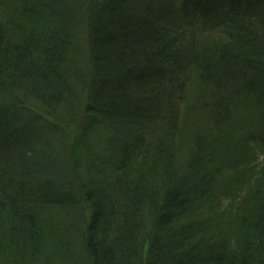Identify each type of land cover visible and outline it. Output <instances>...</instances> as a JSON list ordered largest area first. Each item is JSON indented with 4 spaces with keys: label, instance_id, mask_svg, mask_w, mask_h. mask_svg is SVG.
I'll list each match as a JSON object with an SVG mask.
<instances>
[{
    "label": "trees",
    "instance_id": "16d2710c",
    "mask_svg": "<svg viewBox=\"0 0 264 264\" xmlns=\"http://www.w3.org/2000/svg\"><path fill=\"white\" fill-rule=\"evenodd\" d=\"M240 92L264 139V0L0 3V264H264V148L221 136ZM55 161L81 202L20 188Z\"/></svg>",
    "mask_w": 264,
    "mask_h": 264
},
{
    "label": "rangeland",
    "instance_id": "374dc122",
    "mask_svg": "<svg viewBox=\"0 0 264 264\" xmlns=\"http://www.w3.org/2000/svg\"><path fill=\"white\" fill-rule=\"evenodd\" d=\"M12 1L14 0H0V3L7 4V3H11ZM85 6H86V3L83 7ZM206 24L210 25L208 23ZM83 29L84 28L82 27L81 30ZM85 51L86 50H84L83 52ZM89 59H90V55H89ZM87 63H88V60L86 58V61H84L83 64H85L88 70L92 72L91 63L90 62L88 64ZM10 88L11 86L8 85L7 91ZM206 88L207 87H202L201 84H197V87H196L195 82L193 84H190V87H189V89L191 90L190 95H189L190 101L194 99L195 95L198 96L203 101L207 100L210 95H207L206 92L204 91ZM17 97L21 99L23 98L22 95H18ZM228 97L230 101V107L228 109V117L224 120L226 125L223 131H221L222 138H224L227 141L237 140V139H240V137H243L247 134L249 135L252 134L253 136L251 137L253 139L255 138L258 139L256 143L259 145V148L260 149L264 148V139L262 138V135H259L260 133L257 129L258 124H259L258 118L260 120V114H261L260 112H262V108L258 106L255 107V104L251 101L253 100L252 99L253 95L251 94L247 95V93L245 92H240L239 94L231 93L228 95ZM26 100L29 101V103L26 102V105H29V110H35L36 112L38 111L41 114V118L38 122L39 124L41 121L47 120L48 122H51V121L56 122V120H59V123L61 124V126L64 127L63 132H61L60 134V136L63 135L61 136L63 139H69L68 137H71L72 134L74 136V134L77 132V127H78L77 119H79V117L77 118L76 110L73 111V114L71 111L69 112L65 110L67 109V106L64 108L62 106L61 107L54 106L53 109H56V110H53V111L49 110L48 108L47 109L42 108L41 110L37 108L39 107V105L35 107L36 106L35 101L31 99H26ZM9 101H11V98L9 99ZM62 109H64L63 112H62ZM2 112L3 110H1L0 115L2 114ZM48 113H50L51 115ZM54 114H55V117L53 116ZM37 117H38V114H37ZM181 117L182 119L180 120L179 135L177 138L180 144V148H179L180 160L188 157V155L190 154L189 141L192 137L191 135L193 132V128H187L186 126L187 116L185 115L184 117V114H182ZM100 138L101 136L98 135L94 139L96 142H100ZM58 141H62V139L59 138ZM59 145H60V142H59ZM58 148L60 147L53 146L52 149L54 151H57ZM0 152H1L0 167L2 168L3 165L5 164V158H3V154L1 150ZM55 165L57 168L54 167L52 171L47 172V175L41 173L42 171L38 170L39 172H37L36 175L31 176L30 179L26 180V178L28 177L27 175V177L23 179L22 183H20L21 185L20 188L24 192L25 191L33 192V189H34L36 193L45 194V191L49 189V185L47 183L49 181L51 182L50 187L55 188L57 192L59 191V192H62L63 194L67 192L71 193L70 195L67 196L68 197L67 201L73 199L77 202H81L80 198L77 197V190L74 189L75 185L73 186L72 180L69 181L68 177L66 176V174H68L67 172H69L66 165L64 166L60 161H57V162L55 161ZM49 173H51V175ZM43 182L45 183V185L42 184ZM14 183L16 185L17 181H15ZM15 185L12 188H15ZM65 190H68V191H65ZM14 191H15V194H18V195L25 194L24 192H19L16 189Z\"/></svg>",
    "mask_w": 264,
    "mask_h": 264
}]
</instances>
